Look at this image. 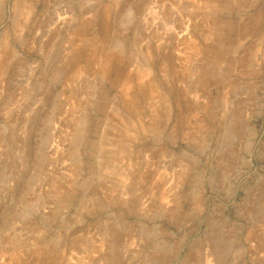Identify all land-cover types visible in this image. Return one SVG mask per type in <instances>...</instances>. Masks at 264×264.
Listing matches in <instances>:
<instances>
[{"label":"rangeland","instance_id":"374dc122","mask_svg":"<svg viewBox=\"0 0 264 264\" xmlns=\"http://www.w3.org/2000/svg\"><path fill=\"white\" fill-rule=\"evenodd\" d=\"M0 264H264V0H1Z\"/></svg>","mask_w":264,"mask_h":264},{"label":"bare ground","instance_id":"6f19581e","mask_svg":"<svg viewBox=\"0 0 264 264\" xmlns=\"http://www.w3.org/2000/svg\"><path fill=\"white\" fill-rule=\"evenodd\" d=\"M1 1V0H0ZM220 254V253H219ZM219 257H220V255H219Z\"/></svg>","mask_w":264,"mask_h":264}]
</instances>
